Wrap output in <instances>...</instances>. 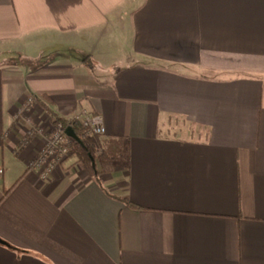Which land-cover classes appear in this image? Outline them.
Returning <instances> with one entry per match:
<instances>
[{"label": "crops", "instance_id": "0c3cea01", "mask_svg": "<svg viewBox=\"0 0 264 264\" xmlns=\"http://www.w3.org/2000/svg\"><path fill=\"white\" fill-rule=\"evenodd\" d=\"M4 52L0 264H264V0H0ZM80 108L113 171L41 179Z\"/></svg>", "mask_w": 264, "mask_h": 264}, {"label": "built area", "instance_id": "2783aa9c", "mask_svg": "<svg viewBox=\"0 0 264 264\" xmlns=\"http://www.w3.org/2000/svg\"><path fill=\"white\" fill-rule=\"evenodd\" d=\"M33 103V98L29 97L21 111H27ZM69 120L78 122L83 128V139H86L85 142L91 150L98 147V136L105 133V126L101 115L89 109L80 108ZM37 129L39 131L42 130L41 128H34V130ZM73 140V138L65 133V128L60 122H54L50 119L48 128H46L44 143L29 161L27 169L35 170L43 180L50 179L54 170L68 156V151ZM1 172L2 168H0V174Z\"/></svg>", "mask_w": 264, "mask_h": 264}, {"label": "trees", "instance_id": "16d2710c", "mask_svg": "<svg viewBox=\"0 0 264 264\" xmlns=\"http://www.w3.org/2000/svg\"><path fill=\"white\" fill-rule=\"evenodd\" d=\"M23 61L31 62L28 60H23ZM30 64H31L30 65L31 68L40 65L39 63H36L35 65L32 63ZM87 64L89 65L90 68L91 63L87 62ZM50 114H51V119L54 122H60L64 128H66L67 126H71L75 131V133L77 134V136L81 139V142H77L73 140V143L68 151V156H76L78 161H80L84 165L86 170L94 174L95 176L97 174L111 173L113 171L114 164H113L112 155L109 152L102 150V152L98 156H95L91 151L90 147L84 141L83 128L80 126L78 122L69 119H64L62 117H58L54 115L52 112H50ZM90 155L94 159V165L92 164Z\"/></svg>", "mask_w": 264, "mask_h": 264}, {"label": "rangeland", "instance_id": "374dc122", "mask_svg": "<svg viewBox=\"0 0 264 264\" xmlns=\"http://www.w3.org/2000/svg\"><path fill=\"white\" fill-rule=\"evenodd\" d=\"M56 47H60V46H56ZM6 59H12V61L14 63H18V62H23L22 59L18 58V55H16V53L14 52H4V53H1L0 54V61L1 60H6ZM28 63V62H27ZM34 100V98H33ZM35 104V100H34V103L33 105ZM36 105V104H35ZM45 122H46V127L48 128V124H49V119H45ZM84 141H86V139H84ZM103 148L101 146V143L99 142L98 143V147L96 148H93V150H91L93 152V154L95 156H98L101 152H102Z\"/></svg>", "mask_w": 264, "mask_h": 264}, {"label": "water", "instance_id": "95a60500", "mask_svg": "<svg viewBox=\"0 0 264 264\" xmlns=\"http://www.w3.org/2000/svg\"><path fill=\"white\" fill-rule=\"evenodd\" d=\"M65 133H66L69 137L73 138L75 141H77V142H81V139L77 136V134L75 133V131L73 130V128H72L71 126H67V127L65 128ZM90 157H91L92 164L94 165V159H93V157H92L91 155H90ZM0 242H1V243H5V241L2 240L1 238H0Z\"/></svg>", "mask_w": 264, "mask_h": 264}]
</instances>
